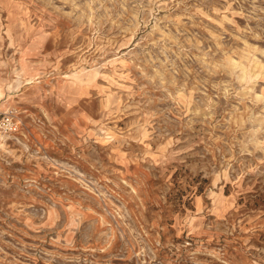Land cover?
Masks as SVG:
<instances>
[{
  "label": "rangeland",
  "instance_id": "374dc122",
  "mask_svg": "<svg viewBox=\"0 0 264 264\" xmlns=\"http://www.w3.org/2000/svg\"><path fill=\"white\" fill-rule=\"evenodd\" d=\"M2 131L0 264H264V0H0Z\"/></svg>",
  "mask_w": 264,
  "mask_h": 264
},
{
  "label": "bare ground",
  "instance_id": "6f19581e",
  "mask_svg": "<svg viewBox=\"0 0 264 264\" xmlns=\"http://www.w3.org/2000/svg\"><path fill=\"white\" fill-rule=\"evenodd\" d=\"M16 75L18 82H20L22 79H26L24 75L19 71L16 72ZM30 79H33V77H31ZM9 138V134H7L5 131L0 132V148H6V146L9 144Z\"/></svg>",
  "mask_w": 264,
  "mask_h": 264
},
{
  "label": "built area",
  "instance_id": "2783aa9c",
  "mask_svg": "<svg viewBox=\"0 0 264 264\" xmlns=\"http://www.w3.org/2000/svg\"><path fill=\"white\" fill-rule=\"evenodd\" d=\"M8 121H9L8 123L12 130H16V128H18L19 121L15 119V117L9 119Z\"/></svg>",
  "mask_w": 264,
  "mask_h": 264
}]
</instances>
